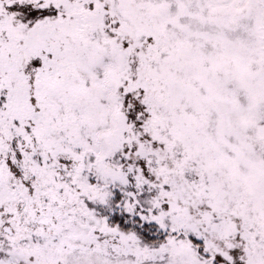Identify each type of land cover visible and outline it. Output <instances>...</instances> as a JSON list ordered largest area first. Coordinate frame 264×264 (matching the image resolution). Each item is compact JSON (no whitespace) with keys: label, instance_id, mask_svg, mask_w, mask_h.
<instances>
[{"label":"snow or ice","instance_id":"snow-or-ice-1","mask_svg":"<svg viewBox=\"0 0 264 264\" xmlns=\"http://www.w3.org/2000/svg\"><path fill=\"white\" fill-rule=\"evenodd\" d=\"M0 264H264V0H0Z\"/></svg>","mask_w":264,"mask_h":264}]
</instances>
